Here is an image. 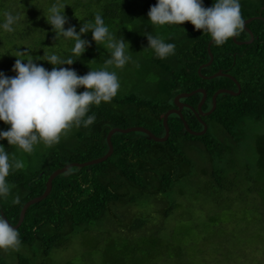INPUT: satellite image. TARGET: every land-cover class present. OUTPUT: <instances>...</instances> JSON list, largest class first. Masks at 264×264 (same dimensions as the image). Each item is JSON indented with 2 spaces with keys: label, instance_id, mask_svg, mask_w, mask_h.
I'll return each instance as SVG.
<instances>
[{
  "label": "trees",
  "instance_id": "16d2710c",
  "mask_svg": "<svg viewBox=\"0 0 264 264\" xmlns=\"http://www.w3.org/2000/svg\"><path fill=\"white\" fill-rule=\"evenodd\" d=\"M56 2L57 0H0V25L5 21L6 12L20 16L19 21L12 26L13 31L8 32L0 27V74L9 78L15 77L17 73L13 71V67L17 58L25 60V63L27 59H33L38 65L51 71L56 66L43 60L44 53L56 54L62 59L71 57L75 61L72 65L60 67L73 69L79 76L86 75L91 69H104L97 66L101 64L98 60L104 62L106 56L94 55L91 32L81 37L91 43L82 56L72 54L74 40L65 38L54 40L55 32L46 15L49 14L50 6ZM62 2L67 5L66 30L75 27L79 33L83 23L94 24L95 15L100 14L105 26L112 31L117 29L121 38L129 40L136 50L150 48L146 35L159 37L165 43H172L175 49L165 58H160L156 53L151 58L150 63L155 70V78L152 81L155 93L151 97L129 94L117 98L115 100L125 106L121 112L106 105H90L80 126H75L74 143L72 147L67 148L68 150L52 148L45 159L31 163L34 155L24 152L16 145H9L7 140H0V147L9 155L10 162L18 160L24 165L21 169L14 167L10 169L6 177L10 192L7 196H0V218L6 216L13 224L17 223L26 201L44 192L47 179L55 169L72 161H86L105 154L109 148L107 134L112 127H128L130 119H133L136 121L134 124L144 125L157 135H164L163 116L174 106V96L180 91H191L197 87L206 88L208 82V78L199 74L198 68L210 59L207 47L211 39L210 34L196 30L191 22L182 25L152 24L148 13L158 0H62ZM214 3L215 0H203V6L206 8L213 6ZM239 3L243 19L259 13L264 16V0H239ZM248 25L256 35L255 41L237 44L229 38L223 45H216L213 42L211 49L215 57V68L230 66L231 71L238 77L241 76L244 64L260 65L258 70L262 74L260 84L248 87L246 91L249 104L240 107V103L235 102L234 107H229L222 95L216 109L211 114L202 116L208 123V130L202 135L188 132L182 118L175 113L169 116L170 136L166 141H155L141 131L114 133L112 136L114 152L108 159L93 165L73 166L59 174L53 180V188L49 195L29 206L24 221L16 229L20 244L31 248L37 247L46 255L54 248L69 247L71 237L77 233L76 230L88 229L91 224L108 216H112L113 219L119 217L113 207L119 209L120 205L127 204L129 202L127 195L131 189L136 188L141 192L148 190L150 196H159L161 193L172 195L177 183L186 177L185 174L178 172L175 164L186 160L184 154L186 151L197 150L196 145L203 148L205 158L213 162L221 161L225 154L231 153L232 146L228 141L232 139L233 142H239L242 133H238L237 130L242 132L241 126L248 124L249 121H264V20L256 18ZM248 37L245 29L237 35L238 39ZM232 53H236L235 57ZM250 69L251 72L256 71L255 68ZM146 70L147 66H143L139 70L140 76ZM210 70L211 64L202 68V74L207 75ZM219 79L223 80L224 77L219 76L216 80ZM201 95L202 93L198 92L185 100L196 106ZM207 108V103H204L203 109ZM182 112L191 128L195 130L203 128L202 122L192 109L185 108ZM88 116H94L95 120L91 125L84 126L83 120ZM216 128L219 129L218 134L213 136L211 130ZM9 129L10 125L0 120V131ZM223 136L227 137L224 143L221 140ZM255 147L259 161L264 165V132L256 135ZM27 160L31 164H26ZM164 165H168L165 170L161 168ZM208 172V167L201 170L205 183L204 192L212 197L218 206L221 197L228 190H232L235 183L229 176ZM177 193L182 194V190L178 189ZM245 193L257 191L247 188ZM17 195L21 202L13 204L12 201ZM178 205L177 200L173 198L171 206ZM159 213L167 216L170 211L159 210ZM220 225L221 222L217 224L208 220L202 226L196 222L194 227L199 228V231H205V237L210 238L217 236L216 232ZM165 227V224L152 223L148 215L145 218H136L129 231L124 233H130L132 237L141 236L138 240L143 244L139 243L135 252L138 255L142 249L140 253L151 260V264H159L158 260L162 261L160 257L167 258L173 254L183 257L186 254L182 244L174 245L170 249L174 250L173 253H168V250L163 248V239L159 233ZM193 242L196 241L187 242V251L189 244L193 245ZM157 246L162 248L155 250ZM201 248L207 249L203 246ZM262 248L259 247L256 251V260L253 264H258L259 258L264 264ZM130 255L132 262H138L134 255ZM196 258L202 263L208 264L210 261L205 252ZM182 261L187 263V255ZM17 263L33 264V260L20 253L17 254ZM0 264H8L3 249H0Z\"/></svg>",
  "mask_w": 264,
  "mask_h": 264
},
{
  "label": "rangeland",
  "instance_id": "374dc122",
  "mask_svg": "<svg viewBox=\"0 0 264 264\" xmlns=\"http://www.w3.org/2000/svg\"><path fill=\"white\" fill-rule=\"evenodd\" d=\"M255 15L251 16H254V19L260 17ZM109 32L115 38H121L117 29L113 31L109 29ZM125 42V54L130 56L131 60L123 68L107 66L108 71L116 73L120 89L110 102L100 103L112 107L115 111L116 109L122 111V107H125L115 100L117 98L120 99L129 94L151 97L155 93L152 83L155 70L150 63L155 50L152 48L136 50L129 40ZM106 43L107 41L98 45L94 41V55L106 56L104 62L98 60L101 63L97 66L99 68H105V62L111 58V50L106 49ZM143 66H147V70L140 76L139 70ZM85 90L83 87L77 89L78 93ZM135 122L130 119L129 126L138 125L134 124ZM217 130L219 129H212L211 134L215 136L218 134ZM240 130L242 132L238 130L237 132L242 133L241 139L239 142H233L232 139L228 141V144L232 146L231 153L225 154L221 161L213 162L205 158L203 148L197 145V150L186 151L184 155L187 159L175 164L178 172L185 174L186 177L177 183L172 195L161 193L159 196H150L148 190L141 192L133 188L127 195L129 199L127 204L120 205L119 209L113 207L119 217L113 219L112 216H108L91 224L88 229L76 230L77 233L71 237L69 247L54 248L48 255L43 254L37 247L31 248L21 244L15 249H3L8 264H18L17 254L20 253L31 257L33 264H68L69 262L72 264H151V260L140 253L142 249L138 255L135 252L138 244H143L138 240L141 236L132 237L130 233H124L129 231L136 218L141 219L148 215L152 223L166 225L159 234L163 239L162 246L168 250V253H173L174 250L170 249L177 244H182L183 249L185 248L186 254L183 257L175 254L167 258L160 257L162 261L158 260L159 264H207L196 258L203 252L210 257L208 264H253L259 247H263L264 250V165L260 163L255 147L256 135L264 132V121H249L248 124L241 126ZM74 132L75 125L61 135L59 143L47 146L41 141L34 145L30 154L35 158L31 159V163H38L45 159L52 148L68 150V147L73 146ZM221 140L224 143L227 137L223 136ZM31 163L29 160L26 162V164ZM167 166L164 165L161 168L165 170ZM203 167H208L210 174H223L234 181L235 186L232 190H228L221 197L219 205L224 207L217 206L214 199L205 194L204 176L201 173ZM247 188L256 190L257 193H245ZM178 189L182 190V194L177 193ZM173 198L179 203L178 206H171ZM168 209L170 213L167 216L159 213V210L164 212ZM208 220L217 224L221 222L215 237L206 238L205 231H199V228L194 227L196 222L201 223L202 226ZM191 240L196 242H193V245L189 244L187 251V242ZM201 245L207 249H202ZM159 248L162 247L157 246L155 250ZM197 249L200 250L197 251ZM130 254L134 255L138 262H132ZM186 255L187 263L182 261ZM257 263L262 264L260 258Z\"/></svg>",
  "mask_w": 264,
  "mask_h": 264
},
{
  "label": "clouds",
  "instance_id": "9594fccd",
  "mask_svg": "<svg viewBox=\"0 0 264 264\" xmlns=\"http://www.w3.org/2000/svg\"><path fill=\"white\" fill-rule=\"evenodd\" d=\"M66 6L62 0H57L48 9L46 18L55 32L54 40H74L71 52L82 56L91 43L81 37L91 32L98 45L107 41L106 49L111 50V58L105 62L104 69H91L86 75L79 76L73 69L60 67L72 65L75 61L71 57L62 59L56 54L44 53L43 60L56 66L51 71L33 59H27L25 63V60L17 58L13 67L17 73L15 77L0 74V120L10 125L9 130L0 131V140H7L9 145H16L27 153H31L33 146L41 141L47 146L59 143L61 135L73 125L80 126L90 105L110 102L117 95L120 83L116 73L108 71L107 66L123 68L131 60L125 54L123 37L117 39L110 34L100 14L95 15L94 24L83 23L79 33L75 27L66 30ZM4 15L5 21L0 27L11 32L20 16L11 12ZM148 16L154 25L191 22L196 30L209 33L216 45H223L229 38L239 35L245 25L239 0H215L213 6L207 8L203 6V0H158L150 8ZM146 36L148 47L154 49L160 58L174 52V44L152 35ZM81 87L86 90L78 93L77 89ZM94 120V116H88L83 120L84 126L91 125ZM13 167L21 169L24 165L18 160L10 162L9 155L0 147V196H7L10 192L6 177ZM20 202L19 195L12 201L13 204ZM19 245L18 231L0 218V249H15Z\"/></svg>",
  "mask_w": 264,
  "mask_h": 264
},
{
  "label": "water",
  "instance_id": "95a60500",
  "mask_svg": "<svg viewBox=\"0 0 264 264\" xmlns=\"http://www.w3.org/2000/svg\"><path fill=\"white\" fill-rule=\"evenodd\" d=\"M254 18H255L254 16H251V17H248V18L244 19V21H245L244 29H247L250 32L251 38L247 39V40H239L237 38V36L232 37V39L237 44L251 43L254 40V34L251 31V29H249L248 26H247V23L251 22ZM212 43H213V40L211 38L209 43H208V46H207L208 47V52H209V55H210V59L207 62L202 63L199 66V68H198L199 74L201 76L205 77V78H208V76L202 74V68L205 67V66H208L213 60V52H212V49H211ZM219 75H227V74L224 73L222 70H219L218 72H216L211 77L219 76ZM198 92L202 93V98L199 101V103L197 105V108L189 105L188 103H185L182 100V99L190 97V96H192V95H194V94H196ZM222 92H231V93H233V91H231L230 89H227V88H221V89L217 90L215 95H214V105L208 111H205L203 109V104L205 103L206 97H207V90L205 88L197 87V88H195V89H193L191 91H180L179 93H177L174 96V100H173L174 106L169 108L164 113V116H163V125H164V128H165L164 135H157L151 129H149L148 127H146L144 125H133V126H128V127H122V126H114V127H112L109 130L108 134H107V143H108L109 148H108V150H107V152L105 154H103L101 156H98V157H95V158H92V159H88L86 161H72V162L66 163L63 166L55 169L49 175V177L47 179L46 188H45L44 192L42 194H40V195H37V196L32 197L31 199L27 200L26 203L23 205V207L21 209V212H20L19 219H18L16 224L11 223L6 218V216H4L3 218L9 222L10 226H12L15 229H17L22 224V222L24 221V218H25V215H26V212H27L29 206L34 204V203H37V202L43 200L44 198H46L49 195V193L51 192V190L53 188V180H54V178L56 176H58L59 174H61L63 172L68 171L73 166H81L82 167V166H87V165H93V164L100 163V162L105 161L106 159H108L114 152V144H113V141H112V136L116 132L127 133V132H131V131H141V132L146 133L147 136L150 139H153L155 141H166L169 138V136H170V126H169V122H168L169 116L171 114L175 113V114H178L182 118L185 129L188 132H190L191 134L202 135V134L206 133V131L208 130V123L205 120L202 119V116L211 114L215 110L217 95L219 93H222ZM184 106H189L188 108L192 109L195 112V114L198 116V118L202 122V125H203L202 129L195 130V129L190 127L189 123L185 119L184 114L182 112Z\"/></svg>",
  "mask_w": 264,
  "mask_h": 264
},
{
  "label": "flooded vegetation",
  "instance_id": "af4514ba",
  "mask_svg": "<svg viewBox=\"0 0 264 264\" xmlns=\"http://www.w3.org/2000/svg\"><path fill=\"white\" fill-rule=\"evenodd\" d=\"M255 16H260L258 18L263 19L262 17H264L261 13L256 14ZM264 20V19H263ZM248 28L251 29V27L247 24ZM248 34L249 37L245 38V39H239V40H247L251 38V34L250 32L245 29ZM251 31L254 34V40H256V35L254 33V31L251 29ZM252 41V42H253ZM245 44V43H243ZM249 44V43H248ZM213 52V51H212ZM229 53V52H227ZM233 56L235 57L236 53H232ZM214 61H215V57L213 54V60L210 63L211 64V70L209 71V73L207 74L208 76V82L206 85V90H207V97H206V101L205 103H207V109L205 111H208L209 109H211L214 105V95L216 93L217 90L221 89V88H227L230 89L231 91H233V93L231 92H222L219 93L217 95L216 98V107L218 106V102L220 101V99L223 98L226 100V104H229V107H234L233 103L235 102H239L240 103V107H245L247 105V103L249 104L248 101V95L246 93L248 87H253L256 86L258 84H260L261 80H260V76H262V74L258 71L260 68V65H254L252 63H249L250 66H248L247 64H244L242 67V73L241 76H236L230 69V66H223V67H218L215 68L214 65ZM250 67L253 69L255 68L256 71L255 72H251ZM219 70H222L224 73H226L227 75H219L224 77V79H218L219 76H213L216 72H218ZM229 74V75H228ZM263 82V80H262ZM264 83V82H263ZM202 98V95H201ZM201 98L199 99V101L201 100ZM185 103H188L189 105L193 106V107H197L198 103L196 106H194L193 104H191L189 101L182 99ZM189 106H184L183 110L185 108H188ZM216 109V108H215Z\"/></svg>",
  "mask_w": 264,
  "mask_h": 264
}]
</instances>
